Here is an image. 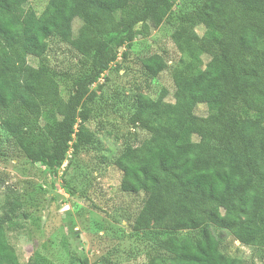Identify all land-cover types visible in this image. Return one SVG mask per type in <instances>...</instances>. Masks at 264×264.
<instances>
[{
  "label": "trees",
  "instance_id": "16d2710c",
  "mask_svg": "<svg viewBox=\"0 0 264 264\" xmlns=\"http://www.w3.org/2000/svg\"><path fill=\"white\" fill-rule=\"evenodd\" d=\"M28 2L0 0V111L21 107L19 125L38 122L53 143L40 153L2 151L5 166L51 160L56 172L71 161L70 149L95 142L88 124L108 77L95 89L78 81L63 99L43 60L52 38L70 46L96 82L112 64L124 68L122 47L165 29L176 49L157 43L140 57L142 74L155 81L180 64L184 73L138 95L125 149L111 161L119 191L148 194L133 229L169 233L149 264H257L240 245L264 247V192L255 182L264 181V0H193L189 11L178 0H48L41 15L25 11ZM180 48L185 58L176 56ZM0 256L19 262L3 224Z\"/></svg>",
  "mask_w": 264,
  "mask_h": 264
},
{
  "label": "rangeland",
  "instance_id": "374dc122",
  "mask_svg": "<svg viewBox=\"0 0 264 264\" xmlns=\"http://www.w3.org/2000/svg\"><path fill=\"white\" fill-rule=\"evenodd\" d=\"M192 1L178 3L189 11ZM47 4L48 0H29L23 9L41 15ZM172 21L178 22L174 18ZM168 33L164 29L155 37L138 35L129 48L120 49V53H127L124 68L117 71L112 64L96 82L91 81L92 69L82 64L70 46L57 37L49 41L43 60L63 99L76 93L78 81L92 82L91 89H95L108 77L103 89L96 90L94 106L99 108V116L88 124L95 142L88 151L76 153L70 149L71 161L65 160L56 172L51 160L34 165L19 163L17 168L19 159L15 158L5 166L8 158L2 151L14 157L23 153L22 146H28L33 153H40L53 142L51 132L38 122L19 125L24 117L21 107L0 111V224L17 251L18 264H83L85 257L87 264H149L158 239L169 235L133 229L148 194L119 191L117 173L111 168V161L125 149L127 119L135 110L138 95L148 93L150 87L154 94L170 83L173 74L184 73L180 64L155 81H147L142 74L140 57L157 43L176 49ZM11 52L9 47L3 48V54ZM176 56L185 58V49L180 48ZM233 59L242 66L247 63L243 55H234ZM222 62L230 68L224 58ZM255 182L264 192V181L256 176ZM40 186L45 192H36ZM240 250L247 259L264 264V247L258 241L240 245ZM0 264L11 263L0 256Z\"/></svg>",
  "mask_w": 264,
  "mask_h": 264
}]
</instances>
